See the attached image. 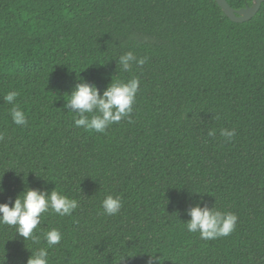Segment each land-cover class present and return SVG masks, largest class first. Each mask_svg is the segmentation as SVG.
<instances>
[{"label": "trees", "instance_id": "16d2710c", "mask_svg": "<svg viewBox=\"0 0 264 264\" xmlns=\"http://www.w3.org/2000/svg\"><path fill=\"white\" fill-rule=\"evenodd\" d=\"M127 51L147 63L122 72ZM133 76L132 123L74 125L64 105L79 77L102 94ZM9 91L27 126L12 122ZM0 133V203L27 188L79 201L71 216L42 214L41 230L63 234L49 264H146L156 252L162 264H264V4L236 23L216 0H0ZM107 195L119 214H100ZM201 200L237 215L229 236L187 231ZM36 234L0 225V264H26L46 247Z\"/></svg>", "mask_w": 264, "mask_h": 264}, {"label": "clouds", "instance_id": "9594fccd", "mask_svg": "<svg viewBox=\"0 0 264 264\" xmlns=\"http://www.w3.org/2000/svg\"><path fill=\"white\" fill-rule=\"evenodd\" d=\"M147 61V56L138 57L133 51H127L121 54L116 62L122 72H130L134 66L142 67ZM139 91L140 79L137 76L127 81L114 80L112 77L111 83L102 94L94 84H89L79 77L73 90L68 94L64 107L69 109L68 112L78 116L74 118L76 127L103 134L111 125L120 123L122 120L133 122L132 114ZM18 95L16 91H9L3 96V100L12 105L10 111L12 122L16 126H27L28 119L25 112L15 103ZM207 135L214 137L216 130L210 129ZM220 136L230 141L236 136V130L222 128ZM3 138V133H0V140ZM3 190L2 178H0V192ZM215 204L209 207L201 200L195 206L186 209L185 213L190 217L185 222L187 231L198 233L203 240L229 236L236 228L238 217L232 212L217 209ZM78 206L77 199L63 195L55 189L49 192L27 188L17 195L11 206L9 203H0V225L13 227L15 235L22 237L24 241L31 240L34 244L40 243L41 236L36 233L41 232L46 247H39L34 251L27 248L31 255L26 264H49L48 250L61 242L63 234L58 228H52L46 232L41 230L39 225L42 214L51 212L60 217L71 216ZM121 208L122 200L119 196L107 195L101 201L100 214L115 216L120 213ZM156 253H144L147 255L146 264H162V256H157Z\"/></svg>", "mask_w": 264, "mask_h": 264}, {"label": "water", "instance_id": "95a60500", "mask_svg": "<svg viewBox=\"0 0 264 264\" xmlns=\"http://www.w3.org/2000/svg\"><path fill=\"white\" fill-rule=\"evenodd\" d=\"M219 6L223 9L225 14L236 23H244L253 19L260 11L264 0H254L252 6L236 10L228 3L227 0H216Z\"/></svg>", "mask_w": 264, "mask_h": 264}]
</instances>
